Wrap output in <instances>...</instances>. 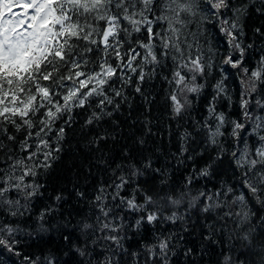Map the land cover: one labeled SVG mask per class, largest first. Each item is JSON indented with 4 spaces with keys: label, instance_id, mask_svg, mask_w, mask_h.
<instances>
[{
    "label": "snow or ice",
    "instance_id": "snow-or-ice-1",
    "mask_svg": "<svg viewBox=\"0 0 264 264\" xmlns=\"http://www.w3.org/2000/svg\"><path fill=\"white\" fill-rule=\"evenodd\" d=\"M0 264H264V0H0Z\"/></svg>",
    "mask_w": 264,
    "mask_h": 264
}]
</instances>
